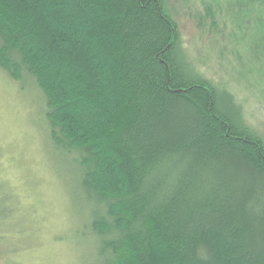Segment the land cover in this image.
<instances>
[{"label":"trees","instance_id":"16d2710c","mask_svg":"<svg viewBox=\"0 0 264 264\" xmlns=\"http://www.w3.org/2000/svg\"><path fill=\"white\" fill-rule=\"evenodd\" d=\"M214 1L264 54V0ZM168 2L0 0V68L76 164L94 264H264V140Z\"/></svg>","mask_w":264,"mask_h":264},{"label":"rangeland","instance_id":"374dc122","mask_svg":"<svg viewBox=\"0 0 264 264\" xmlns=\"http://www.w3.org/2000/svg\"><path fill=\"white\" fill-rule=\"evenodd\" d=\"M168 4L187 58L233 93L264 140L263 50L245 52L226 3ZM45 109L33 80H13L0 68V264H94L76 164L54 149Z\"/></svg>","mask_w":264,"mask_h":264}]
</instances>
